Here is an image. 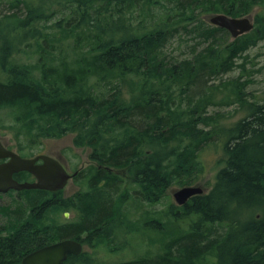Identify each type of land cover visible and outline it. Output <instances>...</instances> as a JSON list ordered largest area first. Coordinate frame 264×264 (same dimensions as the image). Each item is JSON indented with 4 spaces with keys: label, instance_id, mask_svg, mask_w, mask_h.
<instances>
[{
    "label": "trees",
    "instance_id": "16d2710c",
    "mask_svg": "<svg viewBox=\"0 0 264 264\" xmlns=\"http://www.w3.org/2000/svg\"><path fill=\"white\" fill-rule=\"evenodd\" d=\"M5 1L23 10L0 18V109L10 111L29 143L72 135L74 147L89 151L75 220L59 224V238L96 250L112 245L122 225L138 230L121 213L127 179L140 200L156 204L169 186L197 182L204 172L200 151L224 134V166L210 191L172 205L166 223L154 217L143 225L176 228L164 232L160 251L109 264H264V103L247 99L234 80L246 116L220 131L206 130L211 119L202 117L212 77L232 70L264 39V0H58L55 11L38 0ZM253 12V30L222 48L229 33L207 17ZM55 15L54 33L40 30ZM182 34L198 42L190 58L174 63L164 48ZM64 42L81 51L76 59L59 58L69 56ZM24 48L32 49L33 63L19 61ZM69 206L62 202L59 212ZM183 216L191 222L185 234L177 231ZM24 242L37 239L28 235ZM7 252L0 248V264ZM95 258L83 250L64 264L101 263Z\"/></svg>",
    "mask_w": 264,
    "mask_h": 264
},
{
    "label": "rangeland",
    "instance_id": "374dc122",
    "mask_svg": "<svg viewBox=\"0 0 264 264\" xmlns=\"http://www.w3.org/2000/svg\"><path fill=\"white\" fill-rule=\"evenodd\" d=\"M38 3H40L45 9L46 7H49V11L51 9L53 11L58 9V0H38ZM20 9L21 10H17L15 8L10 9V5L7 4L5 0H0V18L12 15V11L21 15L23 10L22 6ZM247 16L251 17L254 26H256L254 23L255 12ZM57 18H59V15H55L54 20L50 19L46 22H41L39 24V27L41 28L40 30L44 29L46 33H54V23ZM218 36L220 37L221 35L219 34ZM221 40L222 39H220V41ZM231 41L232 38L229 34V36L226 37V40L221 44V47L223 48ZM196 42H198V40L194 39L193 36L182 34L170 40L169 43L166 44L164 53L172 60V62H179L183 59L191 57V47L195 46ZM206 44L207 43L198 46L199 49L204 48ZM24 49L23 54L19 56V61L33 63L35 61V56L32 54V49ZM62 49L69 56L59 58H66L69 61L76 59V56L81 53L80 50L74 52L73 44L70 42H64ZM55 60L57 59L55 58L54 61ZM236 63L238 65H236L232 70L222 75L212 77V80L208 84L214 85L215 87H210L205 92L207 104L205 107V114L202 113V117H208L211 119V121H207L208 125L205 126L206 130L217 127L220 131L221 129L223 130L225 128L232 127L237 121L246 116V111L240 106V102L237 101L236 95L233 92L235 87L232 82L234 80H238L243 85V91L247 99L254 102L257 101L259 103H264V39L258 40L254 45H251L247 50H245L241 54L240 58L236 60ZM133 81L137 82L135 79H133ZM126 86L129 87L128 84ZM195 98L197 99V97H194V99ZM204 103L205 102L203 100V104ZM214 120L217 121L214 122ZM202 126L204 125L200 123L199 128ZM0 130H17L16 125L14 124V117L7 109H0ZM72 139V135H67L56 140H43V144L50 146L51 149L55 148V150H59L61 152L63 155L62 158L71 173L74 172V170L87 165L89 153L87 149L74 147ZM223 143L224 134L215 135L213 136L210 144L205 146L200 151L199 160L203 165L204 172L199 176L197 182L193 183L191 186L202 187L204 194L210 191L214 183L216 173L224 166L222 163ZM42 147L43 146L39 145L35 149L40 150ZM120 173L123 174L122 177H125L122 170ZM129 184L130 180L127 179L126 185L128 192L123 195V197H125V203L121 205V213L127 215L130 223H133L134 227L139 229L136 231H129L125 226L127 224H125L117 229L115 235L113 236L114 242L112 245H109L108 248H99L95 250L93 247H83V250L89 251L91 255L96 256L95 259H99L101 261V263L98 262L99 264L129 261L146 254L155 255L160 251L159 241L161 239H166L165 234H171L176 231V228L172 227L171 223L167 226L166 230L158 228L156 225H150V228H144L143 225L145 224L147 218L148 220L149 218L152 220L154 217L156 219L161 218L162 222L166 223L168 221V217L166 215L168 209L172 205L176 206L173 194L182 187L178 185L169 186L164 191L163 196L158 203L149 205L147 202L142 201V199L140 200L139 197L136 196L137 194L134 192L138 189L134 185ZM80 189L81 188L78 183L76 184L69 181L66 187V192H78ZM123 190L124 187L119 188V194H121ZM117 195L114 196L116 197ZM63 212L64 210L59 212L60 223L65 221L62 218ZM67 213H69L67 219H71L74 216L72 211L68 210ZM189 220V218H184L183 216L179 223V229L177 230L179 233L185 234L188 232L187 227L191 223ZM164 232L166 233L164 234ZM207 264L212 263L209 262Z\"/></svg>",
    "mask_w": 264,
    "mask_h": 264
},
{
    "label": "flooded vegetation",
    "instance_id": "af4514ba",
    "mask_svg": "<svg viewBox=\"0 0 264 264\" xmlns=\"http://www.w3.org/2000/svg\"><path fill=\"white\" fill-rule=\"evenodd\" d=\"M39 145L43 146L42 149H35ZM42 156L58 162L66 170L70 176L67 184L72 181L80 186L79 174L84 167L71 173L61 152L46 146L43 144V140H37L33 144L28 142L23 131L0 130V168L20 160H34V166H41L44 162L40 158ZM89 164L88 160L86 166ZM10 180L19 185L32 184L37 181L31 172L21 168L12 172ZM67 184L62 190L57 191L41 188H17L16 186L0 191V248L6 246L8 250L3 264H22L24 258L41 248L61 240H73L70 238L60 239L58 235L59 207L62 202H68L69 211H72L74 215L71 219H67L69 213L64 210L62 218L70 223L75 220V212L72 207L77 192H66ZM50 231L57 234L53 236ZM28 235L36 238L37 242L26 246L24 240ZM18 244H20L18 248L21 249L19 253L15 249Z\"/></svg>",
    "mask_w": 264,
    "mask_h": 264
},
{
    "label": "water",
    "instance_id": "95a60500",
    "mask_svg": "<svg viewBox=\"0 0 264 264\" xmlns=\"http://www.w3.org/2000/svg\"><path fill=\"white\" fill-rule=\"evenodd\" d=\"M208 22L215 27L226 30L232 39L249 33L254 24L250 16L229 17L225 14H212L208 16ZM44 162L41 166H34V160H20L0 168V191L9 187L17 188H41L45 190H62L69 179L66 170L56 161L48 157H40ZM19 168L31 172L37 179L32 184H15L11 179L13 171ZM203 193L200 186H185L173 194V199L178 206L185 205L188 200ZM67 213L65 216L67 217ZM83 246L76 240H61L52 245L37 250L23 259L22 264H64L69 255H79Z\"/></svg>",
    "mask_w": 264,
    "mask_h": 264
},
{
    "label": "bare ground",
    "instance_id": "6f19581e",
    "mask_svg": "<svg viewBox=\"0 0 264 264\" xmlns=\"http://www.w3.org/2000/svg\"><path fill=\"white\" fill-rule=\"evenodd\" d=\"M229 36V35H228Z\"/></svg>",
    "mask_w": 264,
    "mask_h": 264
}]
</instances>
